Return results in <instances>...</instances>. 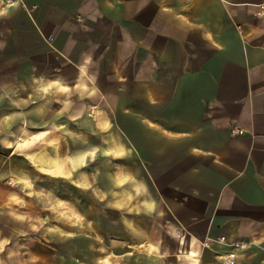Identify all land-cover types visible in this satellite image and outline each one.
Masks as SVG:
<instances>
[{
    "label": "crops",
    "instance_id": "crops-1",
    "mask_svg": "<svg viewBox=\"0 0 264 264\" xmlns=\"http://www.w3.org/2000/svg\"><path fill=\"white\" fill-rule=\"evenodd\" d=\"M0 13V264H74L73 217L38 239L31 226L65 203L103 204L104 264H207L230 249L221 236L251 241L237 264H264V0Z\"/></svg>",
    "mask_w": 264,
    "mask_h": 264
},
{
    "label": "rangeland",
    "instance_id": "rangeland-1",
    "mask_svg": "<svg viewBox=\"0 0 264 264\" xmlns=\"http://www.w3.org/2000/svg\"><path fill=\"white\" fill-rule=\"evenodd\" d=\"M54 188V187H53ZM64 189L68 190L67 193L65 192V195L70 197L71 196V192H70V187L68 186H64ZM53 197H54V189L52 191ZM80 196L82 197V193H80ZM62 209V208H60ZM91 213L90 214H84V210L87 211V204H83L80 203V214H66V212L69 210L68 208V204H64L63 205V212L64 214H33L36 215L35 218H32V228L34 229V231H36L38 234L37 236H33L38 238H42V236H40L39 232L40 229L39 228H48V227H53L54 229H48L51 230L52 232L55 231V225L56 223H61V221H64V226L67 227L65 228V232L67 231H71L72 230V217L74 218V220L76 221L77 225L75 226V228H79V234H77L75 237L77 238L80 247V256L78 257L77 255V261L74 264H104V235L102 234V229L105 223V214H101L102 210H103V204L102 203H92L91 204ZM47 210L49 212H55L56 210V206H55V202L54 199L51 201V198L48 200V207ZM17 216H19L18 214H16ZM27 216V215H26ZM112 222H113V226H117L119 225V214H112ZM58 220V222H57ZM89 227H91L92 229L90 231L93 232V229L95 230L96 234H92V236H89L87 234H84V232H89ZM118 228V227H117ZM77 230V229H75ZM48 238V241L52 242V243H56V238L55 235L53 234V236L51 234H48L46 236ZM53 238V240H51ZM70 236L66 235L63 241V246L64 248L68 247L69 243H71L70 240ZM19 241L22 240H16V243H18ZM249 241V240H246ZM251 245V241H249ZM62 244V243H59ZM76 244V243H75ZM245 247L244 249L249 248ZM71 248V245L70 247ZM77 247L75 248L74 245V249H78ZM95 249V250H94ZM84 250V251H83ZM243 250V249H242ZM75 252V251H74ZM83 253L85 256H83ZM19 254V252H18ZM117 253H113L112 256V263H110L108 261L107 264H119L118 260V256H116ZM90 258H88V257ZM109 260V257H108ZM220 258L215 261H210L207 262V264H216L219 263ZM64 263L65 264H69L71 263V261L68 263V260H66L64 258ZM236 264H237V258H236Z\"/></svg>",
    "mask_w": 264,
    "mask_h": 264
},
{
    "label": "built area",
    "instance_id": "built-area-1",
    "mask_svg": "<svg viewBox=\"0 0 264 264\" xmlns=\"http://www.w3.org/2000/svg\"><path fill=\"white\" fill-rule=\"evenodd\" d=\"M89 112H92V108H90ZM219 240L229 243L230 249L220 256L219 263L216 264H236L237 252L248 247L250 244V242L246 240L232 239L228 241L224 236H221Z\"/></svg>",
    "mask_w": 264,
    "mask_h": 264
},
{
    "label": "snow or ice",
    "instance_id": "snow-or-ice-1",
    "mask_svg": "<svg viewBox=\"0 0 264 264\" xmlns=\"http://www.w3.org/2000/svg\"><path fill=\"white\" fill-rule=\"evenodd\" d=\"M0 14H2V13H0Z\"/></svg>",
    "mask_w": 264,
    "mask_h": 264
}]
</instances>
